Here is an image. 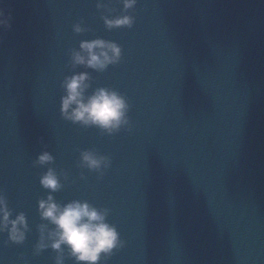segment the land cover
<instances>
[{"label":"water","instance_id":"obj_1","mask_svg":"<svg viewBox=\"0 0 264 264\" xmlns=\"http://www.w3.org/2000/svg\"><path fill=\"white\" fill-rule=\"evenodd\" d=\"M122 15L131 27H105ZM98 38L119 61L74 65ZM81 72L85 95L124 96L126 125L62 118V82ZM84 151L108 166L90 170ZM49 168L55 192L40 185ZM0 195L27 223L21 244L0 233V264H74L63 245L36 249L48 195L107 210L123 246L98 264H264V0H0Z\"/></svg>","mask_w":264,"mask_h":264},{"label":"clouds","instance_id":"obj_2","mask_svg":"<svg viewBox=\"0 0 264 264\" xmlns=\"http://www.w3.org/2000/svg\"><path fill=\"white\" fill-rule=\"evenodd\" d=\"M135 2L136 0H122L123 8L130 9ZM101 6L97 4L98 8ZM102 19L108 29L131 27L133 23V18L128 15ZM83 30L79 23L72 25L74 33L78 34ZM120 55L119 45L98 38L81 41L79 50H73L70 58L74 65L103 71L109 64L117 63ZM88 79L86 72L65 77L62 82L65 95L61 97L60 102L62 118L85 127L95 126L109 134L119 130L128 123L126 99L115 90L105 87L96 88L91 94L85 95L89 88ZM80 159L90 170L99 171L108 166L106 157L97 156L91 151L82 152ZM52 160V155L45 151L37 156L35 164L43 166ZM40 185L50 192H55L61 187L56 173L51 168L40 177ZM37 211L42 220L54 225L48 233L50 243L47 244L43 236L44 226H41L37 251L51 247L60 252L63 245L68 249L74 264H98L101 255L108 256L114 249L123 246L115 226L106 222L107 210L98 209L87 201L72 200L60 205L48 195L46 199L37 202ZM11 216V209L5 198L0 195V233L6 230L7 241L21 244L27 230L25 216L23 213H17L14 219H10ZM56 264H62V260L58 258Z\"/></svg>","mask_w":264,"mask_h":264}]
</instances>
